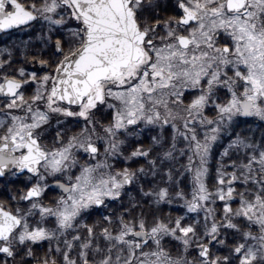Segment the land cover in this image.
I'll use <instances>...</instances> for the list:
<instances>
[{"label":"snow or ice","instance_id":"obj_1","mask_svg":"<svg viewBox=\"0 0 264 264\" xmlns=\"http://www.w3.org/2000/svg\"><path fill=\"white\" fill-rule=\"evenodd\" d=\"M17 31L0 264H264V0H0Z\"/></svg>","mask_w":264,"mask_h":264},{"label":"flooded vegetation","instance_id":"obj_2","mask_svg":"<svg viewBox=\"0 0 264 264\" xmlns=\"http://www.w3.org/2000/svg\"><path fill=\"white\" fill-rule=\"evenodd\" d=\"M28 39V34L25 32H13L11 35L0 34V48L11 46L13 43H19L20 40ZM3 197L0 196V199Z\"/></svg>","mask_w":264,"mask_h":264},{"label":"trees","instance_id":"obj_3","mask_svg":"<svg viewBox=\"0 0 264 264\" xmlns=\"http://www.w3.org/2000/svg\"><path fill=\"white\" fill-rule=\"evenodd\" d=\"M242 126L247 128V126H245V125H242ZM210 168L214 171V168H215V162L214 161L210 162Z\"/></svg>","mask_w":264,"mask_h":264},{"label":"water","instance_id":"obj_4","mask_svg":"<svg viewBox=\"0 0 264 264\" xmlns=\"http://www.w3.org/2000/svg\"><path fill=\"white\" fill-rule=\"evenodd\" d=\"M250 119V118H249Z\"/></svg>","mask_w":264,"mask_h":264}]
</instances>
